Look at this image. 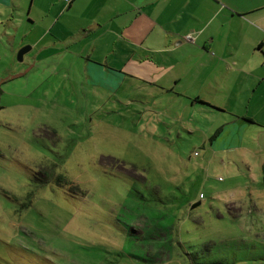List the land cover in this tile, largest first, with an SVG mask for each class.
<instances>
[{
  "label": "rangeland",
  "instance_id": "374dc122",
  "mask_svg": "<svg viewBox=\"0 0 264 264\" xmlns=\"http://www.w3.org/2000/svg\"><path fill=\"white\" fill-rule=\"evenodd\" d=\"M30 5L0 4V264H264L262 159L202 148L219 112L102 87L78 45L34 46Z\"/></svg>",
  "mask_w": 264,
  "mask_h": 264
},
{
  "label": "crops",
  "instance_id": "0c3cea01",
  "mask_svg": "<svg viewBox=\"0 0 264 264\" xmlns=\"http://www.w3.org/2000/svg\"><path fill=\"white\" fill-rule=\"evenodd\" d=\"M29 12L34 46L78 45L95 84L117 91L132 78L129 90L154 104L219 112L202 148L254 154L264 180V0H31Z\"/></svg>",
  "mask_w": 264,
  "mask_h": 264
},
{
  "label": "water",
  "instance_id": "95a60500",
  "mask_svg": "<svg viewBox=\"0 0 264 264\" xmlns=\"http://www.w3.org/2000/svg\"><path fill=\"white\" fill-rule=\"evenodd\" d=\"M30 46H24V47H22L20 50H19V52H18V59L20 60V61H22L23 60V58H24V55L30 50Z\"/></svg>",
  "mask_w": 264,
  "mask_h": 264
},
{
  "label": "snow or ice",
  "instance_id": "6c2138e0",
  "mask_svg": "<svg viewBox=\"0 0 264 264\" xmlns=\"http://www.w3.org/2000/svg\"><path fill=\"white\" fill-rule=\"evenodd\" d=\"M4 2V0H0V3ZM8 171H11V169H9ZM27 171V170H26ZM29 174H33V173H29ZM12 179V177H9L6 173H4L3 171H0V180H9Z\"/></svg>",
  "mask_w": 264,
  "mask_h": 264
},
{
  "label": "clouds",
  "instance_id": "9594fccd",
  "mask_svg": "<svg viewBox=\"0 0 264 264\" xmlns=\"http://www.w3.org/2000/svg\"><path fill=\"white\" fill-rule=\"evenodd\" d=\"M13 187H15V185H13ZM22 194V193H21Z\"/></svg>",
  "mask_w": 264,
  "mask_h": 264
}]
</instances>
